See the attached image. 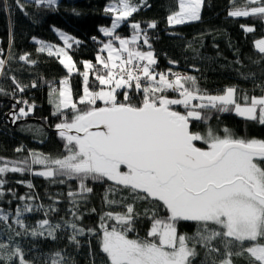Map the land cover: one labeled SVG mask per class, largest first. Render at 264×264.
<instances>
[{
	"label": "snow or ice",
	"instance_id": "obj_1",
	"mask_svg": "<svg viewBox=\"0 0 264 264\" xmlns=\"http://www.w3.org/2000/svg\"><path fill=\"white\" fill-rule=\"evenodd\" d=\"M57 2L0 0V8L11 12L14 7L28 15L26 4L55 10ZM174 4L166 18L172 29L200 20L205 0H174ZM229 4V17L251 19L264 27V0H229ZM145 7H150L148 0L107 4L104 12L112 17L111 27L99 29L106 40L93 37L100 45L95 62L74 60L69 50L81 41L65 33H58L63 47L35 41L39 52L55 57L66 70L61 87L48 85L62 152L53 156L27 150L21 159L0 157V204L16 202L7 210L0 206V264H75L66 249L32 256L30 247L23 246L26 238L56 241L64 234L77 249L79 237H96L105 264H236V258L264 264V139L211 124L213 117L218 120L232 113L264 126V36L253 40L258 59L252 63L261 65L262 78L257 83L255 73H241L244 79H253V93L237 86L211 93L197 76L174 70L176 60L169 59L170 67L160 70L149 36L157 22L142 27L131 19ZM122 26L132 29L130 37L120 34ZM239 26L245 34L257 31L254 24ZM17 61L37 63L30 53L14 56L11 45L7 56L0 48V80L11 83V91L0 84V96H11L15 102L7 114L13 124L35 110L23 94L39 86L35 80L23 84L10 74ZM73 75L81 78L78 97L70 85ZM198 125L203 131L195 130ZM14 151L22 153L25 148L21 145ZM10 174L67 185L64 195L71 205L67 216L52 218L60 212L61 194L49 195L45 205L31 180H16L29 189L18 195L7 187ZM90 183L109 184L103 197L108 210L95 227L85 228L81 208L93 193ZM36 213L43 218L29 223ZM145 222L148 228L141 237L137 229ZM182 223L194 224L195 233H181Z\"/></svg>",
	"mask_w": 264,
	"mask_h": 264
},
{
	"label": "trees",
	"instance_id": "obj_2",
	"mask_svg": "<svg viewBox=\"0 0 264 264\" xmlns=\"http://www.w3.org/2000/svg\"><path fill=\"white\" fill-rule=\"evenodd\" d=\"M111 2L112 0H58L54 6L55 10L43 7L37 9L32 4H26L28 15L22 14L14 7L11 12L0 8V48L4 49L5 56L8 55L11 45V53L14 56L30 53L31 58L37 61L35 66L13 62L10 74H15L23 84H30L33 80L38 83L37 88L29 89L23 94V99L36 105L28 119L40 120L19 124L15 128L10 127L6 116L15 102L11 96H0V157L21 159L28 155L27 150L53 156L61 154L63 142L54 127L59 120L52 115L54 108L49 103L48 85L53 84L59 88L61 86L59 81L65 77L66 70L55 57H48L46 52H39L40 45L34 40L61 46L63 43L57 31H62L81 41L79 46L69 50L74 60L95 62L100 45L93 37L97 40L107 39L99 29L111 27L112 17L104 12L107 4ZM8 3L11 4V0H8ZM148 4L150 7L143 8L131 19L140 22L142 27L146 22H157V28L149 30V36L159 58L160 70L170 67L168 60L172 59L179 62L178 68L174 70L197 76L201 87L211 93H218L226 86H237L242 91L253 93L255 87L253 79H244L241 73H255L257 83L262 78L261 65L252 63L258 59L253 48V40L264 36V27L258 21L229 17V0H205L200 20L172 29L168 27L166 18L175 6L174 0H148ZM241 23L254 24L257 31L254 34H245L239 26ZM118 31L125 37L132 34V29L128 26H122ZM173 32L176 34L173 35ZM238 60L242 62L240 65H237ZM193 65L199 72L193 69ZM78 66H81L80 63ZM0 84L11 91L10 81L0 80ZM70 85L74 96L78 97L82 88L81 78L73 75ZM255 94H259L258 88ZM16 107L19 108L20 105ZM211 124L216 128L228 127L244 137L264 139V126L248 123L232 113H224L218 120L213 117ZM195 130L203 131V125L196 126ZM21 145L24 146L25 152L16 153L14 150ZM8 180L7 187L15 189L18 195L29 192V189L16 184V180H31L36 186L38 200L45 205L50 203L49 195L61 194L62 202L58 205L60 212L58 216L52 218L55 220L67 216V210L71 207L64 195L67 185H51L41 177L19 174H10ZM72 185L75 189V182H72ZM90 186L93 187V193L81 208L84 213L82 224L85 228L95 227L99 223V216L108 210L103 197L108 191L109 184L90 183ZM120 195L117 193L115 198H119ZM15 204L13 201L11 206L7 204L0 206L7 210L9 207H15ZM136 204L137 210H140V202L137 201ZM92 208L96 209L95 213L91 212ZM41 218H43L41 213L32 214L28 222L34 224ZM147 228L146 222L140 224L137 230L141 237L145 235ZM180 232L192 235L195 233V225L182 223ZM130 236L134 238V234ZM79 239L81 246L78 249L68 244L67 234L61 235L56 241L26 238L23 246L26 249L30 247L29 255L32 256L46 255L55 249H66L75 264H93V261L95 264H105V257L99 250V241L96 237L87 235ZM236 264H246V261L243 258H236Z\"/></svg>",
	"mask_w": 264,
	"mask_h": 264
},
{
	"label": "water",
	"instance_id": "obj_3",
	"mask_svg": "<svg viewBox=\"0 0 264 264\" xmlns=\"http://www.w3.org/2000/svg\"><path fill=\"white\" fill-rule=\"evenodd\" d=\"M6 118H7V123H8V125H9L10 127H13V128H15L16 126H18L19 124H23V123H26V122H40V120H36V119H28V118H27V119H25V120H22V121H19V122L13 124V123H11V121H10L8 115L6 116ZM55 132L57 133L56 129H55Z\"/></svg>",
	"mask_w": 264,
	"mask_h": 264
},
{
	"label": "rangeland",
	"instance_id": "obj_4",
	"mask_svg": "<svg viewBox=\"0 0 264 264\" xmlns=\"http://www.w3.org/2000/svg\"><path fill=\"white\" fill-rule=\"evenodd\" d=\"M192 22H194V21H192ZM60 32H62V31H57V35H58V33H60ZM62 33H64V32H62ZM66 34V33H65ZM66 35H68V36H70L69 34H66ZM58 37H59V35H58ZM71 37V36H70ZM60 38V37H59ZM61 40V39H60ZM35 41H37V40H34V42ZM62 41V40H61ZM36 43V42H35ZM62 43H63V41H62ZM47 45H49V44H47ZM54 46H57V45H54ZM64 46V44L63 45H61V46H57V47H63Z\"/></svg>",
	"mask_w": 264,
	"mask_h": 264
},
{
	"label": "crops",
	"instance_id": "obj_5",
	"mask_svg": "<svg viewBox=\"0 0 264 264\" xmlns=\"http://www.w3.org/2000/svg\"><path fill=\"white\" fill-rule=\"evenodd\" d=\"M61 87V86H60Z\"/></svg>",
	"mask_w": 264,
	"mask_h": 264
}]
</instances>
